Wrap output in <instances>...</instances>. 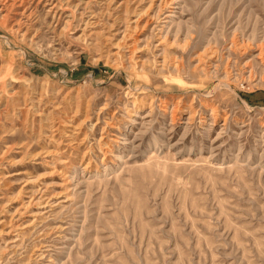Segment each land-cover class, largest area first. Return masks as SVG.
Segmentation results:
<instances>
[{
  "label": "rangeland",
  "instance_id": "374dc122",
  "mask_svg": "<svg viewBox=\"0 0 264 264\" xmlns=\"http://www.w3.org/2000/svg\"><path fill=\"white\" fill-rule=\"evenodd\" d=\"M0 264H264V0H0Z\"/></svg>",
  "mask_w": 264,
  "mask_h": 264
}]
</instances>
